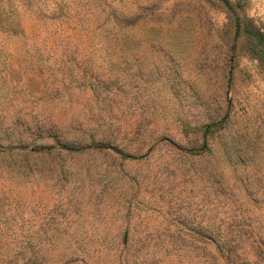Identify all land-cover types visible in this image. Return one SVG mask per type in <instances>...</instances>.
I'll use <instances>...</instances> for the list:
<instances>
[{
  "label": "rangeland",
  "instance_id": "rangeland-1",
  "mask_svg": "<svg viewBox=\"0 0 264 264\" xmlns=\"http://www.w3.org/2000/svg\"><path fill=\"white\" fill-rule=\"evenodd\" d=\"M229 1L0 0V264H264V0Z\"/></svg>",
  "mask_w": 264,
  "mask_h": 264
},
{
  "label": "trees",
  "instance_id": "trees-1",
  "mask_svg": "<svg viewBox=\"0 0 264 264\" xmlns=\"http://www.w3.org/2000/svg\"><path fill=\"white\" fill-rule=\"evenodd\" d=\"M224 4L227 6L229 10L233 8L232 3L229 0H222ZM240 27V24L237 25ZM251 27H246L245 29L247 30L246 36L249 37L248 42L250 43L251 50L255 54L259 56V58L264 60V33H262L259 30H252L250 29Z\"/></svg>",
  "mask_w": 264,
  "mask_h": 264
}]
</instances>
